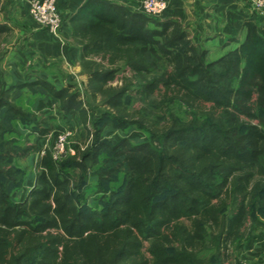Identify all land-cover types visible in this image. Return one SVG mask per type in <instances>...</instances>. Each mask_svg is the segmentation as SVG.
Wrapping results in <instances>:
<instances>
[{
  "label": "trees",
  "instance_id": "16d2710c",
  "mask_svg": "<svg viewBox=\"0 0 264 264\" xmlns=\"http://www.w3.org/2000/svg\"><path fill=\"white\" fill-rule=\"evenodd\" d=\"M70 25L85 94L107 112L97 114L73 84L37 78L7 85L0 76V264L228 263L257 200H264V37L249 20L242 38L230 39L235 48L206 62V51L176 20L157 21L109 1H85ZM8 32L0 24V38ZM158 60L169 68L151 75ZM119 74L125 76L112 86ZM161 90L193 117L149 128L139 144L101 140L110 120L141 125L128 120L125 98ZM24 92L48 98L60 116L76 112L93 139L67 159L40 152L32 188L13 202L25 176L13 162L38 151L50 131L45 119L15 103ZM12 122L34 142L3 140ZM118 173L122 183L106 188ZM93 174L100 209L84 197Z\"/></svg>",
  "mask_w": 264,
  "mask_h": 264
},
{
  "label": "rangeland",
  "instance_id": "374dc122",
  "mask_svg": "<svg viewBox=\"0 0 264 264\" xmlns=\"http://www.w3.org/2000/svg\"><path fill=\"white\" fill-rule=\"evenodd\" d=\"M163 1L167 4L166 0ZM11 7L17 11V14L16 12L11 13V10H9ZM22 10V3H19L17 0H7L0 6V13H2L4 18L7 17V15L12 16V18L7 19L9 32L0 38L1 80L7 85H16V81L18 79L20 82L24 83L25 81H33L37 78L49 81L58 87L70 83L75 85L80 93H82L84 100L91 104L97 114L101 115L102 113L107 112L103 106H100L99 101L92 99L85 94L87 79L83 76V74L70 76V74L65 73L61 69V59H58L57 57H46V60L50 62V66L47 67L43 65V61L41 59L36 58L37 55H40V51L36 47L37 40L28 37L32 24L34 28L48 31L57 38H59L60 29L53 33L47 27L36 23L31 17L29 3L27 4V10H24V13H22ZM27 15L29 19L26 18ZM167 17L164 14L163 16L155 19L157 21H161ZM177 23L181 29L186 32L191 40L189 36L191 32L187 29L188 24L183 21H177ZM208 35H211L212 37L213 34L209 33ZM230 39L233 38H227L223 45H220L219 41L216 39L209 41L210 43L201 41L197 45L199 50L206 51L205 61L212 62L237 46V44L233 43ZM15 57L21 59L23 62L22 65H18ZM168 68L169 67L165 61L158 60L156 67L152 69L151 75H157ZM33 71H39V74H35L36 72ZM33 75H37L35 79H33ZM123 76H125V74H119L116 81L112 82L111 85L115 86L116 84H119ZM163 93L164 92L162 90L155 91L153 95L148 98H142L136 93L130 94L129 97L124 100L125 112L130 116V118H127L128 120L139 122L141 125L134 124L127 125V127L124 125L119 126V124L110 120V125L108 124V126H106L101 133V140L115 144L123 139H128L133 144H139L148 140L149 128L157 131L158 129H162L168 125L171 119H178L186 122L193 117V111L191 109L178 101L169 100V98L165 97ZM25 94H29L31 97L25 96ZM42 97L43 96L24 92L19 94V96L15 99V103L18 106L26 109L31 114H35V116L40 119H45L50 131L47 136L39 140L38 151L24 159H16L13 162V166L15 168L20 171H24L25 173L21 187L17 191H13L11 193V199L13 202L23 201L28 193L27 191H29L30 187L34 184V168L40 152L43 150H49L54 160L67 159L76 156L77 152L85 150L87 146L92 143L93 131L90 124H88L87 127H84L79 120L78 114H73L66 118L62 117V115H58L57 110L50 100L45 103V105H41V103H39L43 100L44 97ZM94 119V116L90 117L89 122L92 123ZM104 120L108 121L107 119ZM107 123L108 122H106V124ZM253 123L256 124L257 121H253ZM10 127L14 131L10 130L5 133L3 140H16L19 146L25 144L27 141L29 144L34 142V136L28 134L29 131L23 129L19 122H12ZM262 129L264 130V126H262ZM60 138H63L65 141L64 152L55 159L54 156L57 153L55 148ZM96 170L97 168H93V171ZM122 179L123 174L118 173L113 182L105 183L104 185L108 189H117L119 184L122 183ZM96 181H98L97 176L95 174L90 175L87 180L84 197L89 206L95 209H100L102 194L97 191ZM261 201L262 204H260L259 200H257L255 211H253L250 217L246 220L240 237L232 248L230 261L226 264H254L252 262L242 260V253H244L243 245L247 242L249 243L251 240L257 241L259 238H264L263 198H261ZM209 252L210 250H208L203 256L207 257Z\"/></svg>",
  "mask_w": 264,
  "mask_h": 264
},
{
  "label": "crops",
  "instance_id": "0c3cea01",
  "mask_svg": "<svg viewBox=\"0 0 264 264\" xmlns=\"http://www.w3.org/2000/svg\"><path fill=\"white\" fill-rule=\"evenodd\" d=\"M5 1L7 0H0V6ZM17 1L22 3V13H24V10H27V4L32 0ZM85 1L87 0L56 1L60 18L62 20V26L59 30V38L53 36L48 31L34 28L32 24V28L29 31L28 37L37 40L36 47L40 51V55H37L36 58L41 59L45 67L50 66V62L46 60V57H57L58 59H61V69L65 73L70 74V76L75 74H83L80 66V51L72 38L70 20ZM103 1H109L132 12H139L140 4L142 2V0ZM166 1L168 7L165 15L168 17L164 20H177L180 22H186L188 24L187 29L189 32H191L189 36L193 44L197 45L201 41L210 43L209 41L216 39L219 41L220 45H223L227 38L241 39L244 33V24L249 20L256 25L259 34L264 37V12L261 13L254 11L250 7V4L247 0ZM9 10H11V13L16 12L17 14V11L14 10L13 7L9 8ZM9 18H12V16L7 15V17L4 18L2 13H0V24H5L8 26L9 24L7 19ZM26 18H28V15ZM207 33H212V37ZM15 58L17 59L16 61L18 62V65H22L23 62L21 59H18L17 57ZM33 72H36L35 74H39V71ZM36 76L33 75V79H35ZM83 76L87 79L85 74H83ZM20 83L22 82H20L18 79L16 81V85ZM25 96L31 97L29 94H25ZM47 102H49V99L44 97L39 103H41V105H45ZM73 114L77 115L76 112H71L67 115H62V117L66 118ZM243 246L244 253H242V260L249 261L254 264L264 263V238H259L257 241L251 240L249 243L247 242Z\"/></svg>",
  "mask_w": 264,
  "mask_h": 264
},
{
  "label": "built area",
  "instance_id": "2783aa9c",
  "mask_svg": "<svg viewBox=\"0 0 264 264\" xmlns=\"http://www.w3.org/2000/svg\"><path fill=\"white\" fill-rule=\"evenodd\" d=\"M247 1L254 11L264 12V0ZM29 7L32 19L36 23L47 27L51 32H57L62 26V20L56 7V0H32L29 2ZM139 11L149 18L155 19L167 12V4L163 0H142ZM64 143V139L60 138L55 148L57 151L54 156L55 159L64 152Z\"/></svg>",
  "mask_w": 264,
  "mask_h": 264
}]
</instances>
